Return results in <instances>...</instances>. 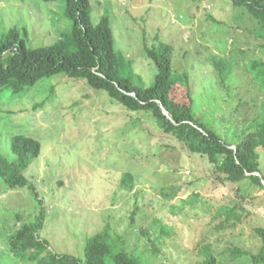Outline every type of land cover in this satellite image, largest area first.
I'll return each mask as SVG.
<instances>
[{"label": "rangeland", "instance_id": "1", "mask_svg": "<svg viewBox=\"0 0 264 264\" xmlns=\"http://www.w3.org/2000/svg\"><path fill=\"white\" fill-rule=\"evenodd\" d=\"M94 27L108 15L116 52L137 82L154 83L147 56L161 41L174 47L173 80L191 88L193 114L237 142L264 108L254 63L264 68V29L231 0H89ZM66 1L0 0V46L17 28L28 49L69 36ZM155 37H158L156 40ZM213 57L228 69L223 90ZM264 81V78H263ZM184 102V92L174 91ZM17 136L41 144L26 169L34 190L8 189L0 180V264L23 262L8 237L24 222L46 218L41 238L55 254L84 257L87 242L110 227L144 264H199L210 245L219 264H252L264 227V188L225 181L207 157L192 153L145 112L127 111L85 80L58 74L21 90L0 92V156L13 161ZM260 176H264V151ZM131 173L132 188L121 186ZM240 215L232 219L223 208ZM168 230V233L164 232Z\"/></svg>", "mask_w": 264, "mask_h": 264}, {"label": "trees", "instance_id": "2", "mask_svg": "<svg viewBox=\"0 0 264 264\" xmlns=\"http://www.w3.org/2000/svg\"><path fill=\"white\" fill-rule=\"evenodd\" d=\"M55 2L58 0H44ZM66 12L73 21L71 34L61 36L56 44L28 49L20 40L19 31H9L5 43L0 46V92L6 89L21 90L58 74L73 79L85 80L96 90L106 92L127 111L145 112L157 121L158 128L183 144L189 151L208 158L218 171L225 175V181L242 184L251 181L264 188V176H260L261 155L264 151V108L252 128L237 142H228L218 131L209 128L193 114L191 88L176 85L173 80L174 47L158 41L146 46L147 56L156 67L154 83L146 87L138 83L134 71L124 64V58L115 49L111 20L108 15L101 18L96 27L91 23L89 0H65ZM237 7L247 9L251 17L264 29V0H231ZM156 40L158 37H155ZM212 64L218 72L223 90L226 87L230 64L224 59L213 57ZM262 63H254L255 81L264 92V68ZM182 90L186 103L174 98V91ZM167 114H165V112ZM11 149L16 156L9 161L0 156V180L8 189H30L33 185L25 176L30 163L41 154V144L32 138L17 136ZM131 173L122 175L121 186L132 188ZM41 210V211H40ZM39 214L31 222L23 221L18 213V221L24 222L8 237L9 250L23 262L35 264H144L141 256L129 254L120 237L110 232L107 226L89 239L84 257L55 254L47 240L41 238L46 213L39 203ZM229 220L240 221L234 208H223ZM165 233L169 231L164 229ZM261 248L258 255H252V264H264V227L255 230ZM199 264H219L210 245L200 248Z\"/></svg>", "mask_w": 264, "mask_h": 264}, {"label": "water", "instance_id": "3", "mask_svg": "<svg viewBox=\"0 0 264 264\" xmlns=\"http://www.w3.org/2000/svg\"><path fill=\"white\" fill-rule=\"evenodd\" d=\"M165 112V111H164ZM165 114H167V112H165Z\"/></svg>", "mask_w": 264, "mask_h": 264}, {"label": "clouds", "instance_id": "4", "mask_svg": "<svg viewBox=\"0 0 264 264\" xmlns=\"http://www.w3.org/2000/svg\"><path fill=\"white\" fill-rule=\"evenodd\" d=\"M2 157V156H1Z\"/></svg>", "mask_w": 264, "mask_h": 264}]
</instances>
